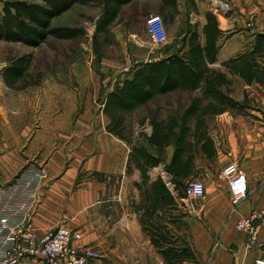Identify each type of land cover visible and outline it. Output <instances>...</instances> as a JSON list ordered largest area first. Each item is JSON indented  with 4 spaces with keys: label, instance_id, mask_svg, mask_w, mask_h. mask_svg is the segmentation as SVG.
Here are the masks:
<instances>
[{
    "label": "crops",
    "instance_id": "crops-1",
    "mask_svg": "<svg viewBox=\"0 0 264 264\" xmlns=\"http://www.w3.org/2000/svg\"><path fill=\"white\" fill-rule=\"evenodd\" d=\"M229 1L237 9L238 19L233 30L226 33L228 38L216 55V63L210 67L226 75L230 97L243 102L245 107L241 110L227 108L206 117V132L215 154L212 160L203 155L195 159L194 176L205 170L209 172L204 179L203 198L197 204L191 203L186 212L192 219L189 246L196 258L179 264H253L254 259L264 258V252L247 250L245 236L235 228L237 217L248 216L253 210H264V81L249 83L222 66L244 51L255 35L264 33V0ZM143 2L152 5L147 8L149 15L157 14L161 18L160 9H172L164 6L162 0H132L120 8L107 28V35L115 40L126 34L131 36L128 30L130 12ZM176 4V10L179 5L184 9L192 6L200 13L202 22L198 33L203 41L201 28L205 23L204 14L208 12L206 0H193V4L188 0H176ZM58 17L52 20L53 26H61L54 25ZM140 34L145 44H153L145 28ZM39 47L0 41V189L11 191L18 177L26 176L32 168H41L47 178L38 188L39 200L31 218L38 236L50 228L65 226L81 234L80 244L97 250L102 248L105 257L101 264H166L150 238L142 232L134 207L120 205L126 199L123 188L128 183L135 192L134 203L140 198L134 186L141 180L140 171L130 161V155L132 147L141 143L135 142L138 123L129 118L148 106L156 108L154 119L158 121L180 115L194 97H202L201 91L176 89L123 113L125 126L121 137L110 131V121L103 107L106 97L127 76L121 68L131 61L139 64L164 55L146 49H130L127 53L123 48V62L108 47L107 54L97 53V68L88 63H73L71 84L59 82L60 97L54 100L52 85L46 81L38 86L29 82L21 87L17 86L18 81L10 87L3 78L4 69L14 58L28 53L33 57ZM31 72V69L26 71L27 74ZM208 101L203 100L204 103ZM59 105L63 109L54 114L52 108ZM190 126H194V121ZM131 133L133 139L128 141L126 135ZM141 145L153 151L146 141ZM172 151L173 148L167 147L166 162ZM233 162L245 174L247 189L235 212H232L227 181L220 175L222 169ZM165 172L164 163H161L149 171V176L152 179L159 176L166 182L171 177ZM114 203H119L120 219L111 224L108 220L118 205ZM11 208L18 217V199ZM260 231L259 239L264 242V227ZM116 232L117 239L112 236ZM119 233L122 236L121 256L112 243L120 238ZM214 241H217L216 247H213ZM20 264L41 263L30 259Z\"/></svg>",
    "mask_w": 264,
    "mask_h": 264
},
{
    "label": "trees",
    "instance_id": "trees-1",
    "mask_svg": "<svg viewBox=\"0 0 264 264\" xmlns=\"http://www.w3.org/2000/svg\"><path fill=\"white\" fill-rule=\"evenodd\" d=\"M132 0H0V41L17 42L37 48L48 37L71 40L82 34L76 27L53 26L52 20L68 12L75 4L94 3L102 8L96 34H106L120 8ZM193 4V0H188ZM164 6L176 10V0H162ZM205 23L199 33L186 29L178 52L167 54L155 61L135 64L113 89L104 102V112L109 118L110 131L123 136V113H129L159 94L173 90L201 91L202 97H194L180 115H170L163 120L150 119V133L144 139L153 151L141 144L132 147L130 161L140 171L139 182L134 186L140 192L134 211L142 232L150 238L152 246L166 264L193 261L194 251L186 244L178 243L176 234L181 218L179 206L185 196V188L195 176V159L198 155L212 160L215 154L213 142L206 132V117L222 113L227 108L241 110L243 102L230 97L229 81L225 74L210 67L216 63V55L228 34L221 31L217 17L210 11L204 14ZM244 51L231 57L222 66L238 74L247 82L264 81V33H258ZM32 54L14 58L4 69L6 84L13 87L23 80ZM25 84L24 86H26ZM209 99L204 103L203 100ZM194 121V126L190 123ZM173 148L166 162V149ZM164 163V170L171 177V190L164 180L152 179L149 171ZM129 170V169H128ZM128 172V171H127Z\"/></svg>",
    "mask_w": 264,
    "mask_h": 264
},
{
    "label": "rangeland",
    "instance_id": "rangeland-1",
    "mask_svg": "<svg viewBox=\"0 0 264 264\" xmlns=\"http://www.w3.org/2000/svg\"><path fill=\"white\" fill-rule=\"evenodd\" d=\"M226 2L229 3L231 8L228 10V12H225L224 16L229 20L234 19L233 25L235 27L236 21L238 19L237 9L229 0H226ZM206 3L208 11H210V9H212L211 3H209L208 0H206ZM150 4V2H143L135 10H131L130 17L128 18V30L131 33V36L126 34L122 38L119 37L118 40L113 39V37L107 35V33L99 35L93 34L94 36L88 40L87 37L84 36L86 23L95 18L99 19L103 7L100 4L97 5L94 3L73 5L68 12L64 13L54 21V25L68 27L74 26L80 29L82 34L75 39H71V41L54 39L52 37L48 38L41 47L34 51L36 55L32 57L28 65L32 72L29 74L26 73L24 79L20 80L17 86L21 87L25 84H29V82L38 86L46 81L52 85V94L54 95V100H58L60 97L59 82H66L68 84H71L72 82L70 77V69L72 68L73 63H88L93 68H97V53L99 54L101 51L107 54V52H109L108 47H111L113 55H115L118 59H121L123 62H125L122 57L123 48L126 49L127 53H129L130 49H146L156 53L157 55L162 54L165 56L167 54L178 52L182 48V38L186 29L195 28L197 32L200 33L202 22L201 18L199 17L200 13H196V10L192 6L184 9L182 5H179V10L174 11L170 8L159 10V13L162 15V19H164L165 22L166 32L168 33L167 41L161 45L145 44V40L142 39L140 32L142 30L144 31L146 18L149 16L147 13V8L152 7ZM224 25V20L219 23V27L224 28ZM116 29L119 28L116 27ZM200 38L202 39L201 36ZM138 41H141L142 44L138 43ZM17 52L19 53V50H17ZM134 65L135 63L131 61L129 64L124 65L121 69L123 70L128 68V72L123 71L124 74H127ZM52 109L53 113L56 114L59 112V110L63 109V107L59 105L54 106ZM154 112H156V108L148 106L140 109L137 113L131 115L129 118L130 121L134 120L135 123H138V126L135 128L136 143L140 142L143 144L145 142V140H143V136L146 135V133H150L151 130L150 119L156 118V116H154ZM146 117H148L147 120L145 119ZM132 136V133L127 134V140L132 141ZM208 172V170L199 172L197 176L191 179V181H199L204 184V179L207 177ZM191 181H189V183H191ZM222 183L225 182L222 181ZM123 190L126 193V199L122 200L120 205L124 208H133L132 203L135 202V192H132L130 183H128V185L125 186ZM199 201L200 200L194 199L186 200L185 196L181 199L182 204L179 206L181 218L178 222V229L176 230V234H179L181 242L179 241L178 243H183L188 246L190 245L191 234L189 233V230L192 219H190V216L186 213L187 207L191 206V203L197 204ZM114 204L118 205H116L117 209L113 212L108 220V222L111 224H114L116 221L118 222V219H120L119 203ZM113 207H115V205H113ZM112 236H115V239H117V232ZM216 242L217 241H214L213 247H216ZM112 243L113 245L117 246V253L120 256L123 255L121 234L120 238L118 240H113ZM98 250L100 251V258L96 261H93V264H101L105 257V252L102 250V248Z\"/></svg>",
    "mask_w": 264,
    "mask_h": 264
},
{
    "label": "built area",
    "instance_id": "built-area-1",
    "mask_svg": "<svg viewBox=\"0 0 264 264\" xmlns=\"http://www.w3.org/2000/svg\"><path fill=\"white\" fill-rule=\"evenodd\" d=\"M208 1L212 6L210 12L217 17L218 23L225 21L224 28L219 27L220 30L229 33L234 28V19L229 20L224 16L231 8L229 3L226 0ZM97 23L96 18L86 23L84 36L88 40L94 36ZM145 32L154 45H161L168 39L164 20L157 14L146 18ZM138 43L142 44L141 41ZM123 71L128 72V68ZM220 175L227 181L232 212H235L238 202L247 193L246 176L234 162L224 167ZM46 178L43 169L32 168L26 176L15 180L11 191L0 189V264H20L30 259H36L41 264H88L100 258V251L80 244L81 234L65 226L50 228L41 236L36 234L31 218L39 200L38 188ZM165 184L172 187L170 180ZM204 194V186L199 181H191L185 188L186 200H200ZM17 199L18 217L11 208ZM237 218L235 228L245 236L247 250L264 252V242L259 239L260 230L264 227V210H253L248 216ZM253 264H264V258L254 259Z\"/></svg>",
    "mask_w": 264,
    "mask_h": 264
}]
</instances>
